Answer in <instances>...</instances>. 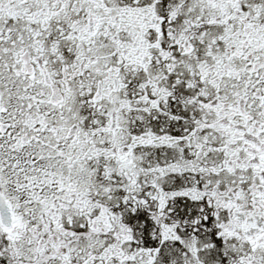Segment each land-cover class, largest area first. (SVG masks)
Segmentation results:
<instances>
[{
  "label": "snow or ice",
  "instance_id": "snow-or-ice-1",
  "mask_svg": "<svg viewBox=\"0 0 264 264\" xmlns=\"http://www.w3.org/2000/svg\"><path fill=\"white\" fill-rule=\"evenodd\" d=\"M0 264H264V0H0Z\"/></svg>",
  "mask_w": 264,
  "mask_h": 264
}]
</instances>
